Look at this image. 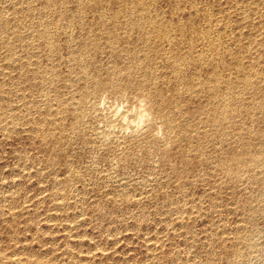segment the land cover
I'll return each mask as SVG.
<instances>
[{
	"label": "rangeland",
	"instance_id": "374dc122",
	"mask_svg": "<svg viewBox=\"0 0 264 264\" xmlns=\"http://www.w3.org/2000/svg\"><path fill=\"white\" fill-rule=\"evenodd\" d=\"M0 264H264V0H0Z\"/></svg>",
	"mask_w": 264,
	"mask_h": 264
},
{
	"label": "bare ground",
	"instance_id": "6f19581e",
	"mask_svg": "<svg viewBox=\"0 0 264 264\" xmlns=\"http://www.w3.org/2000/svg\"><path fill=\"white\" fill-rule=\"evenodd\" d=\"M147 5V4H146ZM146 7V6H145ZM149 13V12H148ZM150 14V13H149ZM135 15V14H134ZM142 16V15H141ZM144 19V18H143ZM154 19V18H153ZM131 23V22H130ZM151 23H153V22H151ZM154 24V23H153ZM141 25V24H140ZM144 26V25H143ZM140 27V26H139ZM145 28H146V26H145ZM139 29H141V28H139ZM143 29V28H142ZM141 29V30H142ZM164 29V28H163ZM153 30V29H152ZM158 30V29H157ZM148 31V30H147ZM145 32V31H144ZM158 32V31H157ZM160 32V31H159ZM150 33V32H149ZM160 34V33H159ZM142 35V34H141ZM149 35V34H148ZM151 35V34H150ZM155 35H157V34H155ZM165 35V34H164ZM145 36H147V35H145ZM149 37V36H148ZM165 37V36H164ZM170 37H171V35H170ZM157 39V38H156ZM164 39V38H163ZM150 40V39H149ZM173 40V39H172ZM150 42V41H149ZM201 58V57H200ZM202 59V58H201ZM240 66V65H239ZM237 70H239V69H237ZM197 87V86H196ZM97 88V87H96ZM252 90V89H251ZM250 90V91H251ZM238 95V94H237ZM261 108V107H260ZM262 109V108H261ZM217 122H219V121H217ZM169 123H170V121H169Z\"/></svg>",
	"mask_w": 264,
	"mask_h": 264
}]
</instances>
